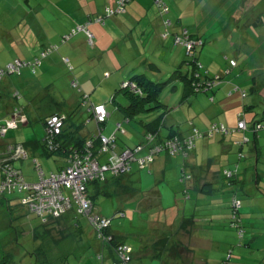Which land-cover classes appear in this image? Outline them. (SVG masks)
<instances>
[{
	"label": "rangeland",
	"instance_id": "374dc122",
	"mask_svg": "<svg viewBox=\"0 0 264 264\" xmlns=\"http://www.w3.org/2000/svg\"><path fill=\"white\" fill-rule=\"evenodd\" d=\"M68 1L69 0H0V69H3L7 63L13 61L17 57L26 62L31 61L35 56L38 57L40 52L45 48L57 45V50L44 58L41 66L36 68V74H33L30 68L25 67L21 70V75L6 74L0 82L2 94L8 96L9 103L15 102L10 99L12 93L15 90L19 91L21 98L15 103L23 105L26 110L20 111L22 107H19L17 108L18 111L13 107L11 108V112H9L11 116L17 119L22 115V112L23 114H28V124L25 123L26 125H21L18 129L13 131L11 135L13 143H24L31 139L42 138L44 135V128L42 119L40 118L48 113L62 112L68 115L70 118L67 121L69 125L68 128L66 127L67 132H73V129H76L77 126H81L85 121L87 122L85 107L81 105V94L87 95L90 103L94 105L103 104L110 113L113 111L111 119L107 120L103 130L104 135H109L114 131L117 122L124 121V119L122 120V111L117 108L129 102L128 94L120 90L121 82L129 80V76L121 75V67L118 64L120 55L113 51L112 44L122 47L124 46V39L129 38L131 35L134 40L133 42H128V46L129 48H133V53L140 49L141 52L145 51L150 58L156 53H152L150 46L145 43L148 35L144 32H151V30H145V25H150V22L158 18V16L161 18L160 8L155 3V0H129L125 3V7H128L130 2L148 1L150 3V5L144 3V6L147 7V12H144V16L141 18L133 11L139 26L134 28V25L130 23L131 21L125 20L126 17L123 15L124 10L121 11L120 14H116L119 16L120 20H123V27H110L112 31V36L110 38L105 31L102 30L103 27H99V29L102 30L101 33L104 34L100 36L101 42L99 46L100 50L102 47L103 56L98 58V51L96 54L94 53L92 57L85 56L84 58L87 59V62H91V67L87 62L81 61L82 55L78 54L75 57L77 60L76 65L74 56L72 57L74 52L71 51L78 45L77 43L80 44L81 50L84 51L86 49L84 44L90 46V44L87 43L88 39H86L85 35L81 32L74 34L65 43L61 42L62 37L65 34H70V30L76 25L87 22L90 18L89 16L96 18L97 16L103 15L100 12H94L96 7L98 6L100 8L99 11H104L106 6L112 7L115 0H77L78 5H76V3H67ZM71 1L75 2V0ZM163 1L169 6L168 13L163 16L167 21H171L172 24H175L177 22L176 20L179 19L183 29L187 28L190 33L195 35L200 34L201 37L204 38L205 45L199 51L198 55L201 54L202 62L204 58H206L207 65L210 64L208 69L213 75L220 74L227 66V61L230 58L242 63L241 60L243 56L246 55L248 58V65L257 62L264 63V43L261 41L258 42V37L256 36V34H258V32L256 33L257 27L263 29L264 32V23L256 26L257 24L251 25L253 20H247V15L251 9L248 7H251V5L247 3L241 5L240 10L243 14V20L240 23L242 29L236 30L235 24H232L234 29L230 28V30L233 38L229 39L227 36H223V33L226 32H224L220 26L226 25V20L230 21L235 18L236 8L238 7H236V5H239L238 0L237 4L236 0H226L225 4L222 5L221 0ZM80 2L84 4L83 6L81 5L82 8L79 4ZM74 6L75 9H73ZM254 14L255 12H252L250 17ZM221 19L223 20L219 22ZM93 25L98 27V23H92L88 26L94 31ZM141 29H143V31ZM228 34L229 32L227 35ZM215 38H217V43L214 41ZM225 40H229L228 45ZM242 46L245 48H254L249 53H241L242 55L238 58V50H240ZM30 51L34 52L31 56L29 55ZM130 54L129 58L132 57V53ZM66 58L68 62L64 61ZM113 66H115V69L112 70L111 67ZM161 66L166 70L168 65L161 64ZM69 67H73V69L71 70ZM104 71L110 72L111 76H105L103 74ZM170 73L161 75L159 80L156 78L149 79L153 82H163L170 77ZM72 80L77 81L81 89L80 92L72 87ZM173 85L174 82L171 81V83L159 94L158 99L161 103L172 108V111H175L179 108L175 109L178 103V97L181 94L182 85L181 82H177L178 89L172 90L171 87ZM197 95L202 97V94ZM113 98L114 100L112 102ZM1 105L0 103V109H2ZM14 112L16 114H13ZM161 112L162 111L155 109L149 112H143L136 120L139 118L143 120L156 118ZM11 116L10 119H12ZM56 123H54V125H56ZM84 125L83 129H78V132L86 135L89 130L94 129L95 131L93 130L89 138L94 136L96 128H93L92 125ZM124 128H126V131L128 130L125 134H121L120 132L117 133V143L120 146H130V148H133L137 142L143 139V128L138 125V122L133 121L131 123H125ZM9 132L11 131L9 130ZM259 136H263L259 141L262 145L261 148H264V131H261ZM33 159L34 158L30 156L29 159L24 160L23 163L21 161L18 162V165L19 167L22 166L24 172L28 171V169L31 170L34 165ZM43 160H49V167ZM39 161L46 174H49L50 170L55 171L56 163L61 165L59 160L55 162L53 158L45 159L44 157H39ZM257 169L261 172V182L264 185V161L257 166ZM128 175L130 176L126 177V183L128 181L130 184L134 181L137 184L138 182L137 186H139V192L137 193H141L140 190L146 193L148 189L156 184L157 189L163 193L160 196L161 199L153 201L152 204V201L146 197V199L140 196H138V198L133 196L125 197V195L114 191L112 186H108L107 190L111 195L100 194L94 199L93 212L107 218H113L111 222L112 231L123 236L126 243L131 245L135 252L139 250V253L135 254V256L144 255L136 260L137 264H163L160 260L149 258L148 255L143 252V249L140 248L141 241L145 240L147 243L146 247L148 248H145V252L151 253L152 249L149 248L151 242L149 241L154 242L162 237V231L157 221L159 217L161 218L159 222L162 221L171 208H175V213L169 214L168 216L170 217H177V208L182 210L185 203L187 205L185 212L187 216L194 214L198 215V213L194 212L196 192H191L192 197L190 200L182 201L180 197L181 192L178 191V185L180 184L178 183L174 168H170L162 179L154 170H151L150 173H148L147 170L141 171L138 170V165L133 163L132 172ZM1 178L0 171V180ZM54 181L55 182L50 183L51 186L56 183L57 180ZM46 185L42 184L41 187ZM252 187L253 182H251L246 189H251ZM48 190L49 189H47V191ZM137 193H133V195ZM43 194L47 195L48 193ZM17 198L18 197L15 195L0 196V258L3 255L4 249L11 247L17 237L19 243L18 251L21 252L19 254L24 257L23 264L99 263L96 259V250L99 241L95 238V235H93V228L88 219L79 215L74 219V224L76 222L78 223L77 228L70 226L65 230L64 238L61 239L60 237L54 236V238L48 242V246L45 250L51 256L49 260L38 263V257L35 252H32L33 255H30L33 256V258L25 255L26 251L29 252L31 247L32 230L38 225V219L25 211L19 205ZM244 198L247 199L246 197ZM121 212L124 216H121ZM251 215L252 214H250L249 217H251ZM195 218H198V216H195ZM194 224H196L195 238L203 240L205 237H213L212 240L214 245L206 246L202 241H195L194 244L191 245L192 257L197 260L203 258L217 260L222 253V245L228 241L229 227L226 226L227 229L222 228L217 230V232H212L206 225H200L198 222ZM177 226L178 225H173L174 230ZM167 229L169 230L163 231L165 237L174 239L171 226L167 227ZM252 232L253 229L250 224H246L243 234L246 239L251 240ZM235 236L238 237L237 233H235ZM259 237H262V240H258L257 245L253 244L252 241L246 242L250 243L251 247H243L244 262L248 264H264V261H260L262 257L264 258V252L260 250V247L264 245V227L260 231ZM184 239L186 240V236ZM177 240L178 243L181 240L180 243L182 245L188 246V243L183 241L180 235L177 237ZM33 246L35 247L34 242ZM107 248H109V245ZM19 254L18 252L16 255L12 253V260L17 264H22L19 261Z\"/></svg>",
	"mask_w": 264,
	"mask_h": 264
},
{
	"label": "trees",
	"instance_id": "16d2710c",
	"mask_svg": "<svg viewBox=\"0 0 264 264\" xmlns=\"http://www.w3.org/2000/svg\"><path fill=\"white\" fill-rule=\"evenodd\" d=\"M161 4H163L167 11H163L160 6V13L161 16H164V14L168 13L169 6L163 1L160 0ZM115 7V1L113 7H107L113 8ZM105 11L103 12V15L97 16L96 18H93V16H89V20L85 23H80L79 25H76L70 30V34H65L61 42L65 43L67 42L74 34L78 33L77 30L78 27H82L83 30H81V33L86 34L87 32L91 34L92 38L93 33L90 32L89 25L90 23H98V24H104L105 20L107 18L115 17L116 14L120 13H114V14H108ZM125 7L123 8V10ZM91 20V21H90ZM175 24H172L171 21H167L165 18L163 19V25H164V32L163 37L172 36L173 38V44L178 46H183L185 48V60L184 63L186 64V67L184 71L181 68H177L172 71L170 77L163 82H153L150 80L147 76L143 74H134L131 76L128 82H123L120 85V90H123L126 94H128L129 102L126 105H121L118 110L122 111L124 116V121L120 123H116L117 126L115 127L114 131L111 132L109 135L102 134L104 130V126L108 119H110V112L107 110V107L103 104H98V106H103L108 113V117L104 120V122L100 123L97 122L96 119L93 116L92 108L93 105L90 103L87 99L88 97H82L81 103L84 104V106L88 107V111L90 112V115L93 117L97 124V135L95 133L94 136L90 137L88 139H82L74 141V131L73 132H67L66 127L68 128L69 125L67 124V121L70 117L62 112H55L53 114H50L49 116L43 118L42 124L44 128V135L40 139H31L29 141H26L24 143H13L8 142L6 145H3V149L6 146H11V150L7 152V154H0L2 158H0L1 163L7 164V169L12 174V177L10 179H7L8 173L6 168H3V165H0V171H1V180H0V196L5 195H15L18 198L19 205L27 211L31 216L38 219V225H36L32 230V244L29 249V252L26 251L27 256L32 257L30 255H33L32 252H35L37 255L38 263H42L43 261L49 260L51 257L49 253L46 252V247L48 246V242L54 238V236L60 237L61 239L65 237V230L70 227H78V223L75 224H69L72 219H76V217L79 215L81 217H85L88 219L90 225L93 228L95 238L100 242L99 251H96V259L99 261L98 264H102L105 262V248L109 245V251H113L112 261L110 264H119V251L117 252V249L127 246L130 248L129 252V258L131 264H136V259H134L133 254L134 250L131 245L126 243V240L123 238V236L118 235L114 233L111 229V222L113 218H107L104 216H101L99 214H95L94 211V203L93 200L96 199L100 194L102 195H111V193L107 190L108 186H112L113 190L118 192L119 194L125 195V197H144L143 199H150L152 201H158L161 196V193L159 189H157L156 184L148 189V191L137 193L139 192V186H137L136 182H132L129 184V182L125 181L126 177H129L132 172V166L131 171L129 173L123 174V175H110L104 173L101 174L98 178H93L91 180H88L84 183V187L86 188L85 194L87 199L91 203L90 207V213L89 216H87L83 211L80 210V206L76 204L74 199L72 198V191L67 188H61L60 191L64 198H69L70 200V206L65 209H59L55 208L53 206L50 207H44L38 209L39 201L41 196L37 195V192L29 188L27 186H31L33 184H38L40 181L49 179L52 176H59L64 170L67 168L72 167L74 164L78 163L81 158L86 156L85 154H91V158L98 161L100 166L109 164L110 163V157L113 153L120 154L125 150H131L133 151L135 157L138 159H144L146 156H148L149 151L153 149H158L157 152H155L154 156L151 157V161L148 163H145L144 166L140 170H143L146 168L147 172L150 173L149 166L154 162L155 158L159 155H165L169 158H180L181 164L178 167V183L186 187L185 189L181 190L180 197L182 201H187L191 199V196L189 195V189L186 185L187 183L191 182V185L194 187L195 190L198 189L199 193L204 196V198L208 197H215L220 196V201H222V209H227V225L230 229L234 231V233H237L238 237L235 236L238 240H240V244L242 242L243 237L245 238L244 231H245V219L249 218L250 214L253 213V209L250 207V204H253V200L251 195L247 193V191L241 187L242 184V178H239L238 175V163L245 158L244 153V146L253 141L251 138H249L245 133L253 134V135H259L261 131H264V112L261 119L254 120L251 123H248L245 119V115L249 112V109L242 108L240 112L237 114V122L235 127H228L222 122H218L216 120H212L208 125H206L203 129L197 128L194 126L193 123H190V131L188 134H184V132H181L179 130V126H170L167 127L163 125V118L164 116L171 112L172 108L168 107L167 105L161 103L159 101V94L171 83V81L174 82V85L171 87L172 90H176L177 88V82H181L182 88H181V101L180 103H185V101L197 94L207 95L209 98V101H214V93L215 89L220 86L222 83L230 84V90L227 92L228 95H232L234 93H238L242 98H246L250 96L251 90L255 89V77L254 74L251 72H248L245 68V65L247 64V56L244 55L243 59L240 61H236L233 58L228 59L227 66L223 71H221L218 75H213V73L209 72V69L206 68L204 61L201 60V54H199V51L202 49V47L205 45L204 38L201 37V35H195L190 33V31L185 28H182L181 21L178 19ZM221 22V20L219 21ZM259 22V23H258ZM264 21L260 19L254 20L251 25L259 26L263 24ZM223 30H225L224 26H220ZM178 29V30H177ZM260 28L257 27L256 33L258 32ZM177 30V31H176ZM225 32V31H224ZM227 34L223 33V36L225 37ZM87 36V35H86ZM258 37V42L261 41L264 43V40H261L259 38V35L256 34ZM88 37V36H87ZM176 39L181 40V43H191V48H186L184 44H177L175 41ZM214 40H217L215 38ZM227 42V40H225ZM254 48V47H250ZM57 50V45L45 48L40 52V55L31 61H24L21 59H14L19 60L22 62H25L29 65L24 66L20 69L19 73H13L10 74L8 70H6V66L13 61H10L6 64V66L3 69H0V82L2 78L7 75H21V70L25 67L30 68L31 72L34 74L36 73V68L41 66L42 60L49 56L53 51ZM242 54L238 55V58ZM37 61L38 63L33 65ZM65 62H68V59H64ZM184 64V66H185ZM152 69L157 70V66L154 63L147 64ZM69 69L72 70V67H69ZM254 71V70H253ZM238 82H236V81ZM242 81V82H241ZM248 81V85L246 86L244 82ZM124 86V84H126ZM71 85L73 88H79L78 83L76 80L71 81ZM80 90V89H79ZM16 94V95H15ZM2 91L0 89V103L2 100ZM21 98V95L18 90H15L12 95L10 96V99L13 101H19ZM84 98V99H83ZM114 98L112 99L113 102ZM14 102V103H15ZM15 108L22 107V111H26L25 107L23 105L15 103ZM160 110L162 111L160 114L156 116L152 121L145 124V126L153 125L151 129H148L145 131L143 140L136 144L133 148L126 147L121 150H118L117 147V133H121V129L124 130L122 125L124 123H129L130 121L134 120L136 122H143V119L136 120L137 117H139L143 112H149L151 110ZM10 113H3L2 109H0V124H3L6 119L10 116ZM57 116L62 117V124L63 127L60 130L59 134H54L52 131L48 132L47 129V119L51 116ZM240 122H243L244 127L239 128L238 124ZM28 124V123H27ZM82 125V124H81ZM119 125V126H118ZM21 125H19L16 129H18ZM81 126L76 127V133H78V129ZM16 129H12L10 131H14ZM9 132V130L5 133L4 136ZM49 134H48V133ZM101 134V137H107L112 138L113 142L112 145H110V151L108 152H102V143L100 141V137H98V134ZM234 133H242L243 136L240 138L238 142H236L238 149L235 151V159L234 161L223 167L221 170L223 180L220 181L222 185L229 186V189L227 192H224V195H215V192L220 190H217L219 186H215L212 182L210 183H204L202 186H198L197 182L192 183L195 179L194 171L190 167L189 159L191 158L192 154L195 151L196 143L198 141H206V140H214V139H222L226 136L232 135ZM3 138V137H0ZM91 141L92 146L88 149L87 143ZM17 146H21L26 156H28V149H31V151L34 154V151L36 149L40 150L42 155L41 157H44L45 159L53 158L56 162L59 160L61 162V165H58L56 163L55 171L50 170L49 174H46V172L42 168V164L39 163L38 160L33 161V170H35V173L37 175L36 181H27L26 177L23 172L22 166H16V162L23 161V157H18L16 155L15 149ZM114 146V147H113ZM113 148V149H112ZM2 149V150H3ZM89 151V152H88ZM113 151V153H112ZM1 152V149H0ZM5 152V151H4ZM98 155H105V159L102 161L99 160V158L96 156ZM27 158V157H26ZM28 159V158H27ZM26 160V159H25ZM84 160V159H83ZM82 160V161H83ZM44 161V160H43ZM49 161V160H48ZM48 161H44L48 167L49 163ZM23 163V162H22ZM136 163V162H134ZM133 165V163H132ZM136 165H138L136 163ZM252 174L255 175L253 181H257L258 178L262 179V175L258 174V169L256 163L251 167ZM256 171V172H255ZM103 178H102V177ZM244 182V181H243ZM136 185V186H135ZM138 187V188H137ZM191 187V186H190ZM217 187V188H216ZM226 191V190H225ZM197 192V191H195ZM133 193H137L139 195H133ZM146 197V198H145ZM246 197L247 199H245ZM252 200V201H251ZM246 202V203H245ZM185 203V202H184ZM247 204L245 206V204ZM46 205V203H45ZM156 206V205H155ZM186 206V203L183 205ZM247 212H246V210ZM250 210V211H249ZM122 213V212H121ZM261 215V214H259ZM98 217V218H106L109 220V225L101 229H97L96 225L90 221L89 217ZM121 216H124L122 213ZM259 217L256 214H252V217ZM74 217V218H73ZM182 220L179 223V231H183L185 234H191V232L194 231L196 225L194 215L185 216L184 218H181ZM74 221V220H73ZM170 221V220H169ZM90 226V227H91ZM171 226V225H170ZM177 231V230H176ZM33 242L35 243V247L33 246ZM172 242V243H170ZM102 244V245H101ZM172 244V245H170ZM18 240L17 237L15 238L14 243L11 245V247L4 249L3 255L0 258V264H17L14 260H12V253L16 255L18 251ZM21 245V244H20ZM107 245V246H106ZM234 248V247H232ZM232 248L228 249L226 253H224V256H222L221 259L217 260H209L204 261L201 259H195L192 256L191 246L182 245L180 242L177 241L174 242L171 239L167 237L158 238L154 242H152V245L150 246V249H152V256L153 258H159L166 256L170 259L179 260V259H190L191 264H230L231 263V257H232ZM113 249V250H112ZM23 254V253H22ZM19 261L23 264L24 257L19 254Z\"/></svg>",
	"mask_w": 264,
	"mask_h": 264
},
{
	"label": "crops",
	"instance_id": "0c3cea01",
	"mask_svg": "<svg viewBox=\"0 0 264 264\" xmlns=\"http://www.w3.org/2000/svg\"><path fill=\"white\" fill-rule=\"evenodd\" d=\"M108 1H111V0H108ZM225 1L226 0H221V5L225 4ZM67 3H71V4L76 3V5H78L77 0H75V2H72L71 0H69ZM144 3H147L150 5V3L148 1L130 2L128 7L127 6L125 7L124 12H123L124 14L121 13L126 17L125 18L126 21L127 20L131 21L130 23H132L134 25V28H137V26H139V24L135 19V15H134L133 11H135L136 14L140 18L143 17L144 12H147V7L144 6ZM238 3H239V5H236L237 4V0H236L235 5H236V7L237 6L238 7L236 8L235 18L230 20V21L225 19L226 25H224V27H225L224 31L226 32V34L229 32V34L226 35L227 38H229V39L233 38V35L231 33V30H230V28L234 29V26L232 24H235L236 30L242 29L241 23H240L243 20V14L241 13V10H240L242 4L247 3V4L251 5V7H248L249 9L250 8L251 9H250L249 14L247 15V20H253L254 21L256 19H260V20L264 21V0H238ZM62 4H63V2H62ZM79 4H80V6L84 5V4H82V2H80ZM82 6H81V8H82ZM113 6H114V4L112 5V7ZM107 7H109V6H106L105 9ZM73 9H75V6ZM105 9H104V11H105ZM99 10H100V8L97 6L96 9L94 10V12H100L103 14L104 11H99ZM252 12H255V14L250 17ZM163 19H164L163 16H161V18H159V16H158V18H155V20H152L150 22V25L149 24L145 25V27H146L145 30H151V32H149V31L144 32L146 35H148L147 39L145 40V43H147L150 46L152 53L156 52L154 55H152L151 58L147 55V53L145 51L141 52L140 49L133 53V48H131V47L129 48V46H128V42H133V40H134L131 37V35L129 36V38L124 39V46H122V47H120L119 45H116V44H112L113 51L115 53L117 52L120 55L118 58V61H119L118 64L121 67L120 68L121 75L129 76V79H130L131 76H133L134 74H143V75L147 76L148 78H156L159 80L161 75L169 74L170 72L172 73V71L177 69V68H181L184 71V69L186 67V64L184 63V60L186 58L185 48L183 46L174 45L173 39H172L173 37L171 35L167 36V37H163V32H164ZM222 20L223 19H221V21ZM91 24L92 23H90V25ZM120 26L123 27V20H120L119 16H115V17L107 18L105 20V23L104 24H98V27L96 25H93L92 27L94 28V31L89 28L91 32L93 31V36H94L93 38H92L91 34L88 35L87 33L86 34L83 33L85 35L86 39H88L87 43H89L90 46H88V44H84L86 49L84 51H82L80 44L77 43L78 45L74 48L73 51H71V52H74L72 54V57L74 56L75 64L77 65V60L75 57L78 54L82 55L81 61H83V62H87V59L84 58L85 56L86 57L87 56L92 57L94 53L95 54L97 53V51H98V54H97L98 58H101V56H103V51H102V47L100 50L99 46H100V42H101L100 36L104 35L103 33H101L102 30H104L105 33L107 34V36H109V38H110L112 36V31H111L110 27L117 28ZM99 27H103L102 30H100ZM141 30L143 31V29H141ZM79 32H81V31H79ZM258 35H259V38L261 40H264L263 29H261V28L259 29ZM241 39H242V37H241ZM214 41H215V43H217V40H214ZM228 41L226 42L227 45L229 44ZM238 51H239L238 55H240L241 53L251 52L252 48H250V47L245 48L244 46H242L241 49ZM130 53H132V57L129 58V56L131 55ZM33 54H34V52H31V51L29 52L30 56ZM16 59H19V57H17ZM203 61H204L206 68H209L210 64L207 65L206 58H204ZM87 63L89 66L92 67L91 62H87ZM149 63H154L157 66V70L149 67L147 65ZM161 64H167L168 65L167 69L165 70V68L163 66H161ZM184 64H185V66H184ZM245 68L247 69L248 72L252 71L251 73L254 74V77L256 79L255 89L251 90L249 97L242 98L238 93L228 95L227 92L230 90L231 85L225 84V83H222L220 86H218L215 89L214 101H209V98L207 97V95H201L202 97H199L198 95H193V96L189 97L185 101V103H180L181 97H182V95L180 94L178 97V103L176 104L175 109L178 107L179 108L176 109L175 111L171 110V112L167 113L164 116L163 121H162L163 125L166 126L167 129L170 126L174 127V126L178 125L179 130L181 132H184V134L189 133L190 123H193L194 126H196L197 128L203 129L212 120L222 122L226 126L232 128V127H235L236 122H237V114H238V112H240L242 110V108L249 109V112L245 115V119L248 123H251L254 120L261 119L262 118L261 114H263V112H264V63H258L257 62V63H253L251 65L247 64L245 66ZM72 69H73V67H72ZM111 69L112 70L115 69V66L111 67ZM127 70H128V72H127ZM209 72L211 73V71H209ZM171 73H170V75H171ZM103 74L107 77L111 76L110 72H108V71H104ZM128 81L129 80L123 81V82H128ZM123 82H121V83H123ZM236 82H238V81H236ZM244 83L246 86L248 85V81H246ZM79 89L80 88H76V90L78 92L81 91V89L80 90ZM83 96L88 97L87 95L81 94L80 99H82ZM1 104H2L1 105L2 106V112L6 113V114L11 112V110H12L11 108H13L15 106L14 102L9 103V98L6 94H4L2 96ZM81 105L84 106L83 103H81ZM84 107H85V112L87 113V122L85 121L84 123H82L80 128L83 129V126H85L84 124L92 125L93 128H96L95 133L97 135V130H98L97 124H96L95 120L93 119V117L90 115V112L88 111V107H86V106H84ZM112 113H113V111H111V113H110V119H111ZM50 114H53V113H48L40 119L43 120V118L49 116ZM27 117H28V114H27ZM123 119H124V116L122 117V120ZM153 119L154 118L146 119L140 123L138 122V125L143 128L142 136H144V133L146 130L151 129V127H153V125H155V123H153L152 125L145 126L146 123L152 121ZM133 121L134 120L130 121L129 123H131ZM120 122L121 121H119V123ZM124 124L122 125L123 128H124ZM93 130L94 129H91V130H89L88 134L83 135L80 132L76 133V129H73L74 136H75V139H73V140L74 141H77V139L79 141L82 139H84V140L88 139L89 140V135L91 133H93ZM127 131H126V128H124V130L121 129V134H125ZM12 133H13V131L8 132L6 134V136H3V138H0V149L1 150L3 149V145H6L8 142H12V139H11ZM8 134H9V137H8ZM102 134H103V132H102ZM245 134L249 138H251V140L253 139V141L251 143L247 144V146L245 145L243 148L244 153H245V158L238 163V175H239V178H242L241 181H242L243 186L241 185V187H243L247 191V193L250 194L252 197L253 204H250V207L253 209V213L258 215L259 217H254V218L249 217L247 219V218H244V216H243V220L245 219L246 224H250L251 228L253 229V232H252L251 240L246 239V237L245 238L243 237L241 244H240V240L235 238L234 231L229 228L230 230H228L229 231L228 241L222 245V247H221L222 253L219 255L218 260L221 259L222 256H224V253H226V251L228 249H231V247H234V248H232V257H231L232 261L230 264H248V263L244 262V257H243V254H244L243 249L244 248L243 247L244 246H248V248L251 247L250 243H246L248 241H252L253 244L257 245V241L262 240V237H259V234H260V231L264 227V217H263L264 216V193H263L264 185L262 184L260 178H258L257 181H253L254 176L256 174L255 175L251 174L252 173L251 167L255 163L257 166H259V164H262L264 161V148H261L262 145L260 144V141H259V139L263 138V136H259L257 134L253 135L252 133L251 134L245 133ZM242 136H243L242 133H234V134L226 136L222 139H214V140L212 139V140H206L204 142L201 140L198 141L196 143L195 151L192 154L191 158L189 159L190 167L194 171V175H195V179L192 183L197 182L198 186H202V184H204V183L212 182L215 186L218 185L219 188L217 190H220V192L219 191L215 192V195H218V193H220V195H224L225 194L224 192H227V190L229 189V186H226V184L222 185V183H220V181L223 180L221 170L223 169L224 166L229 165L234 161V159L236 157L235 151H236V149H238L236 142H238ZM38 139H40V138H38ZM142 140L143 139H141L136 144L140 143ZM126 147H130V146L123 147L117 143L116 148H118V150H121V149L126 148ZM27 151H28V156L25 155L22 159L27 160V158L29 159V157L31 156L32 158H34L33 161L34 160L39 161V157L41 158L42 153L40 150L36 149V151H34V154L31 151V149H28ZM96 156L99 158L100 161L105 159V155L96 154ZM23 161H21V162H23ZM180 164H181V160L179 157L172 159V158H169L165 155H159L155 158L154 162L149 166L148 169H150V171L154 170L156 172V174L161 176L163 179L165 177V174L167 173V171L170 168H174V170L177 174V178H178V173H179L178 167ZM15 165L19 166L17 162ZM139 167H138V170L141 169ZM32 169L31 170L28 169V171H25V172L23 170L24 175L26 177V180L30 181V182L36 181L38 178L36 173H35V170H32ZM144 170H146V168L141 170V171H144ZM258 174H261V172L259 170H258ZM251 182H253V187L251 189H246V187ZM186 186L188 188H190L189 189V195L191 197H192L191 192L197 191L196 192L194 212L198 213V215L194 214V218H195V216H198V218H195V222H198L200 225L201 224L206 225V227L209 230H212V232H217V230H219V229L226 228L225 225H227L226 222H227V211L228 210L221 208L223 203H222V201L219 200L220 196L208 197L205 199L204 196L199 193L198 189L197 190L194 189V187L191 185V182L187 183ZM185 188L186 187H184L181 184L178 185V191L179 192ZM223 190H224V192H222ZM246 205L247 204H245V206ZM186 207H187V205L183 206L182 210H180V208H177V210H176L177 217L176 216H174V217L168 216L169 214L175 213V210H174L175 208H171V210H169V212L170 211L171 212L170 213L167 212V214L164 216V219L160 222H159V220L161 218L159 217L157 224L162 231V234H161L162 237L161 238L165 237L164 232L169 230V229H167V227H170V225H171V230H172V233L174 234V239H172V240L175 242L177 240V237H179V235H180L181 239L183 238V241H186V243H188V245H190V246L193 245L195 241H202L206 246L214 245V242L212 240L213 237H205L203 240H200L199 238H195L194 234H195L196 227H195L194 231L191 232V234H187V233L185 234L183 231H179V223L182 220L181 218H184L185 216H187L185 213ZM245 210H246V208H245ZM246 212H247V210H246ZM259 214H261V215H259ZM73 220L74 219H72L71 222L68 221V223L69 224L74 223ZM172 224L178 225L175 230H174ZM93 235H94V232H93ZM118 235H120V234H118ZM185 236H186V240L184 239ZM149 242L152 243V241H149ZM180 242H181V240H180ZM151 243H150V245H151ZM146 245H147V243L145 242V240H142L141 244H140V248L143 249V252L145 254H147L149 258H153L152 253L145 252L146 251L145 248H148V247H146ZM150 245H149V248H150ZM99 247H100V242H98V247L96 250L97 252L99 251ZM260 248H261L260 250H262V252H264V245L261 246ZM138 253H139V250L137 252L134 251L133 257L136 260H138L139 257L144 256V255L135 256V254H138ZM113 254H114L113 251H108V248L106 247L105 248V257L106 258H105V262H103L102 264H110V262L112 261L111 257L113 256ZM153 259L160 260L161 262H163V264H191V260L185 259V258L183 260L182 259L174 260V259H170L169 257L167 258L166 256H163V257H159V258L155 257ZM201 260L209 261L211 259L203 258ZM170 261H171V263H170ZM260 261H264V258L262 257V259H260Z\"/></svg>",
	"mask_w": 264,
	"mask_h": 264
},
{
	"label": "built area",
	"instance_id": "2783aa9c",
	"mask_svg": "<svg viewBox=\"0 0 264 264\" xmlns=\"http://www.w3.org/2000/svg\"><path fill=\"white\" fill-rule=\"evenodd\" d=\"M129 0H115V7L113 8H108L106 9V12L110 14L120 13L123 11V8L125 7V3L128 2ZM155 3L162 8L163 11H167V8L161 4L160 0H155ZM83 30L82 27H78L77 30L75 31H81ZM89 35V33L87 32ZM177 44H184L186 48H191L192 44L189 42L181 43V40L176 39L175 41ZM38 62L35 61V64ZM29 64L19 61V60H14L12 63L8 64L6 66V70L10 74L13 73H19L20 69L24 66H27ZM124 84V86H126ZM16 95V94H15ZM16 110H18L16 108ZM19 111V110H18ZM22 111V109H20ZM92 113L94 118L96 119L97 122H104V120L108 117V113L106 112L105 108L103 106H93L92 108ZM13 114H16L15 112ZM11 116V115H10ZM10 116L6 119V121L3 124H0V137H3L5 133L8 130L16 129L19 125H25L27 123V116L26 114L20 115L19 118H13ZM62 117H57L55 115L49 117L47 119V129L48 132H53L54 134H59L61 128L63 127L62 124ZM57 122V123H56ZM56 123V125H54ZM119 126V125H118ZM239 128H243L244 124L243 122H240L238 124ZM47 132V133H48ZM49 134V133H48ZM98 137H100V141L102 143V149L101 151L103 152H108L110 151V145H112L113 142V137L107 138L102 136L99 133ZM92 146V142L89 141L87 143L88 149ZM110 146V147H109ZM114 147V146H113ZM113 149V148H112ZM11 150V146H6L4 147L3 150H1L0 154H7ZM5 151V152H4ZM158 149H151L148 153V156H146L144 159H138L135 157L133 151L131 150H125L120 154H115L113 153L110 157V163L105 164L100 166L98 161L94 160L91 158V154H85L82 160H80L78 163L74 164L72 167L67 168L64 170L59 176H52L49 179H45L40 181L38 184H33L31 186H27L29 188L34 189L37 192L38 196H41L38 209L44 208V207H50L53 206L55 208L59 209H65L70 206V200L69 198H64L60 189L61 188H67L72 191V198L76 202L78 206H80V212L83 211L87 216H89L90 213V207L91 203L87 199L85 191L86 188L84 187V183L87 182L88 180H91L93 178H98L101 174L103 175L104 173L110 174V175H123L126 173H129L131 171V166L132 163L136 162L141 168L144 166L145 163H148L151 161V157L154 156L155 152H157ZM16 155L18 157H24L26 155L24 149L21 146H17L15 149ZM89 152V151H88ZM0 158H2L0 156ZM3 161V160H1ZM0 165H3V168H6L5 171H7L8 176L7 179H10L12 177V174L10 171L7 169V164L1 163ZM102 177V176H101ZM103 178V177H102ZM54 180H57L56 183H54L52 186L50 183L55 182ZM42 184H48L46 186H42ZM47 189H49L47 191ZM43 193H48L47 195ZM46 203V205H45ZM90 221H92L97 229L101 231V229L106 228L109 225V220L106 218H98V217H89ZM119 251V252H118ZM117 252L119 253V264H131L130 263V258H129V252L130 248L127 246H123L119 249H117Z\"/></svg>",
	"mask_w": 264,
	"mask_h": 264
}]
</instances>
